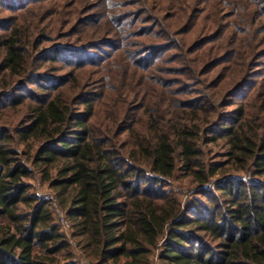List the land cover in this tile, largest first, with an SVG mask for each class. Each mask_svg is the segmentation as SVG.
<instances>
[{"label":"trees","instance_id":"trees-1","mask_svg":"<svg viewBox=\"0 0 264 264\" xmlns=\"http://www.w3.org/2000/svg\"><path fill=\"white\" fill-rule=\"evenodd\" d=\"M85 8L0 0V264H264V0Z\"/></svg>","mask_w":264,"mask_h":264},{"label":"rangeland","instance_id":"rangeland-1","mask_svg":"<svg viewBox=\"0 0 264 264\" xmlns=\"http://www.w3.org/2000/svg\"><path fill=\"white\" fill-rule=\"evenodd\" d=\"M85 9L78 15L79 19H82L85 15L89 16L94 13H96L100 8H96L94 10L88 11L87 9H91L92 7H96L99 5L101 0H82ZM53 6L51 5L49 9H52ZM88 11V12H87ZM87 13V14H86ZM4 17H11L10 14H3ZM53 21L49 23V26L52 27L53 29H57L59 33H66V30H62L63 27L61 28L62 23L60 22L59 17H54L52 18ZM61 23V25H60ZM78 31H83V26H78L76 27ZM67 34V33H66ZM96 34V33H95ZM83 34H79L76 36H71L73 40L75 39H80ZM70 38V39H71ZM101 38V37H100ZM99 39V38H98ZM67 40H65L66 42ZM23 111V110H22ZM19 113V116L23 113ZM11 116L9 117L10 120L18 119L19 116L17 113L13 112L10 114ZM204 153H205V158L207 163L208 162H221L224 161V153L226 152L227 148L224 143H221L219 145H210L208 147H204ZM181 171L177 172V179H173L172 181L167 182L166 185V191L168 192H173L176 194L177 198L182 202L184 206H188L192 200L196 197L195 193L198 191L200 188H196L195 183L193 182V178L187 177L186 175ZM32 189L39 193V195L48 198L51 194V191L48 189L47 185H43L40 183V176L38 174L35 175L34 179L31 181ZM60 223V222H59ZM61 229L62 232L68 236L71 244H72V250L74 252V258L76 261L80 262V264H90L86 259H82L81 254L79 252V249L76 246L75 241L71 238V230L69 226L64 225L63 223L61 224ZM155 264H159L158 261L155 260Z\"/></svg>","mask_w":264,"mask_h":264},{"label":"built area","instance_id":"built-area-1","mask_svg":"<svg viewBox=\"0 0 264 264\" xmlns=\"http://www.w3.org/2000/svg\"><path fill=\"white\" fill-rule=\"evenodd\" d=\"M54 208H55V214H56V217L58 219V221L64 225H67L69 226V223L67 222V220L64 218L63 214L60 212V210L57 208V205L56 203H54Z\"/></svg>","mask_w":264,"mask_h":264}]
</instances>
